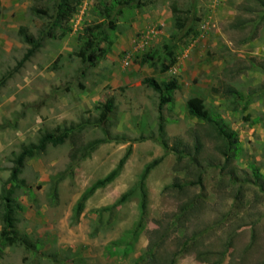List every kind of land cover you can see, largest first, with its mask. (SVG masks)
Instances as JSON below:
<instances>
[{"label": "rangeland", "instance_id": "1", "mask_svg": "<svg viewBox=\"0 0 264 264\" xmlns=\"http://www.w3.org/2000/svg\"><path fill=\"white\" fill-rule=\"evenodd\" d=\"M109 1L84 0L68 33L45 39L13 70L26 48L18 27L35 34L42 21L28 11L32 0H0V77L12 71L0 88V188L21 144L42 130L96 116L107 98L116 108L109 131L125 138L100 144L71 169L69 141L25 162L14 194L16 233L35 249L0 244V264H264V8L255 0H142V7L114 18L105 56L83 64L76 55L82 29L101 20L97 11ZM175 33L185 36L168 71L139 63ZM147 76L177 80L171 104L158 108L157 94L142 83ZM227 85L239 95L226 93ZM190 96L201 97L237 133L240 150L228 162L201 122L187 115ZM159 116L169 143L180 137L195 155L193 139L200 138L197 164L147 138ZM82 136L102 133L90 126ZM127 151L117 176L74 216L81 193ZM158 157L145 179L147 205L137 225L134 187L144 165ZM175 178L194 184L176 191L169 187Z\"/></svg>", "mask_w": 264, "mask_h": 264}, {"label": "trees", "instance_id": "2", "mask_svg": "<svg viewBox=\"0 0 264 264\" xmlns=\"http://www.w3.org/2000/svg\"><path fill=\"white\" fill-rule=\"evenodd\" d=\"M255 1L264 8V0ZM83 2L84 0H32L28 11L33 17L40 19L42 23L35 34L31 33L24 25L18 27L17 34L26 45V48L13 70H17L26 61L30 60L41 48L45 39L61 38L68 33L71 30L69 21L78 12ZM142 6V0H110L109 2H102L101 9L97 11L101 20L85 25L80 34V43L76 51L80 61L83 64L94 65L104 57L111 49L115 37L117 24L114 18L123 16L124 13L130 12L131 9ZM184 36L185 34H171L158 52L143 54L139 63L155 67L159 72L168 71L176 61L174 49L178 41ZM11 74L12 71H9L0 77V88ZM142 83L157 94L159 109L164 105L171 104L173 92L178 87L175 78L159 81L153 76H147L142 79ZM225 92L235 96L239 95V92L229 85L226 86ZM185 106L187 115L201 122L205 134L214 143V149L226 162L239 152L237 133L233 129L225 127L216 115L208 111L201 97H188ZM96 109L97 115L92 118L87 117L78 122L62 123L52 130L40 131L34 140L21 144L19 149L12 154L11 165L8 168L9 176L0 188V244L2 246L20 245L28 251L35 249V243L26 234L16 233L17 212L20 209V205L16 202L14 194L20 188L22 181L19 179V174L28 159L38 158L44 155L49 147L54 148L69 141L68 168L71 169L78 161L88 157L100 144L109 141H125L123 136L119 134L112 135L109 131L116 109L113 98H107L104 102L99 103ZM157 125L156 133L147 137L148 139L157 141L165 152L174 154L177 160L187 158L191 164L199 162L197 154L201 152L202 143L198 136L193 139L195 155H192L190 151L186 150V146L183 145L180 137H176L172 143H169L164 133V124L161 116L158 117ZM90 126L99 128L102 137L84 140L82 132ZM128 153L129 151L123 155L117 166L106 176L97 179L81 193L74 205V216L80 214L84 202L97 188L106 185L117 176ZM161 160L162 157H158L146 163L135 184L134 189L137 190L140 198L141 211V217L137 225L141 223L147 205L144 189L145 179ZM254 174L255 176L257 175L255 172ZM192 182L175 178L169 187L176 191H181L194 184ZM173 263L174 260L169 262V264Z\"/></svg>", "mask_w": 264, "mask_h": 264}]
</instances>
